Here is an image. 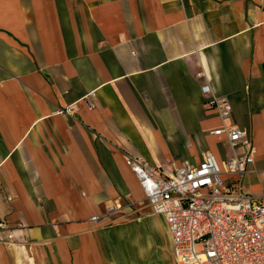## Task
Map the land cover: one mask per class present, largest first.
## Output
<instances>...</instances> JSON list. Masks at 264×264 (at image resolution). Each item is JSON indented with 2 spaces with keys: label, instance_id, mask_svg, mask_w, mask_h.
<instances>
[{
  "label": "crops",
  "instance_id": "1",
  "mask_svg": "<svg viewBox=\"0 0 264 264\" xmlns=\"http://www.w3.org/2000/svg\"><path fill=\"white\" fill-rule=\"evenodd\" d=\"M206 78L251 132L244 187L259 194L264 0H0V217L25 237L0 241V264H177L148 205L90 216L143 199L128 153L157 166L229 156Z\"/></svg>",
  "mask_w": 264,
  "mask_h": 264
},
{
  "label": "built area",
  "instance_id": "2",
  "mask_svg": "<svg viewBox=\"0 0 264 264\" xmlns=\"http://www.w3.org/2000/svg\"><path fill=\"white\" fill-rule=\"evenodd\" d=\"M197 75L207 77L204 71ZM201 89L205 105L222 120L212 132L226 143L229 156L219 161L205 150L198 162L184 158L157 166L128 153L126 163L139 181L143 199L114 198L90 220L139 219L134 215L146 204L151 213L164 217L177 264H264V188L256 194L244 187V175L256 152L251 132L231 120L230 100L215 95L208 78ZM22 228L0 217V241L23 243Z\"/></svg>",
  "mask_w": 264,
  "mask_h": 264
},
{
  "label": "rangeland",
  "instance_id": "3",
  "mask_svg": "<svg viewBox=\"0 0 264 264\" xmlns=\"http://www.w3.org/2000/svg\"><path fill=\"white\" fill-rule=\"evenodd\" d=\"M143 206H145V204H144V205H142L141 207H143Z\"/></svg>",
  "mask_w": 264,
  "mask_h": 264
}]
</instances>
